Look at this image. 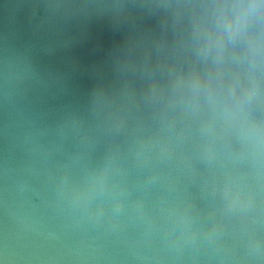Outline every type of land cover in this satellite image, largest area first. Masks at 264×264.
I'll use <instances>...</instances> for the list:
<instances>
[{"label": "water", "instance_id": "95a60500", "mask_svg": "<svg viewBox=\"0 0 264 264\" xmlns=\"http://www.w3.org/2000/svg\"><path fill=\"white\" fill-rule=\"evenodd\" d=\"M0 264H264V0H0Z\"/></svg>", "mask_w": 264, "mask_h": 264}]
</instances>
